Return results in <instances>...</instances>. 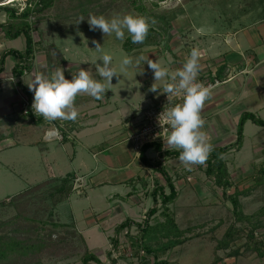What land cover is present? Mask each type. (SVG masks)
<instances>
[{
	"label": "rangeland",
	"instance_id": "obj_1",
	"mask_svg": "<svg viewBox=\"0 0 264 264\" xmlns=\"http://www.w3.org/2000/svg\"><path fill=\"white\" fill-rule=\"evenodd\" d=\"M185 1L186 0H166L164 3L159 4L158 8H153L150 2L145 3V5L148 10H153L157 16L162 15L165 11L171 13L175 12L177 14L176 20L184 18H186V20L191 19L194 21V26H202L205 29L213 27L215 30L227 28L229 26L227 25L229 24L228 22L232 20H235L234 26L238 28L242 25L259 22L264 16V0ZM100 7L104 9L100 15H104L107 18H111L113 15L117 14L121 16L132 14L146 17L148 21L151 22L153 16L149 11L144 14L136 11L131 4V0H105L101 3ZM77 12L79 11H75V13ZM69 13L73 12L64 11L61 12V16H66ZM45 20L47 21L38 26L42 34L40 36L37 33L34 34L35 41L41 39L43 44L47 42V44H45L46 46H44L45 48H50L51 43H56L57 47L62 50L60 51L69 56L71 62L79 65L78 67L84 70H88L93 78L101 79L96 72L95 66V63L102 66V61L100 60L101 53L95 50V45L93 44V41H96L103 47L104 52L112 55V66L115 67L119 73V77H113L112 85L109 86L110 89L105 94L106 99L107 93H109L110 97L107 107L113 111V115L102 116L101 120H98L96 123H94L93 120L84 119V124H81L80 130L77 132V137L80 133V139L87 136L89 130L91 131L92 129L91 136L88 135L87 139L85 141L83 140L84 143H90L88 139L98 137L100 131L95 132V129H119V125L127 117H131L133 113L134 106L129 105L130 103L138 104L137 98L143 99L144 97H151L156 94L149 91L151 85L155 81L154 73L148 68L147 63L143 64V62H141L139 67L133 64L129 66L126 71L121 72L120 62L124 56H131L133 61H135L136 57L141 55L148 56L149 59L161 64L162 67H166L170 74L173 73L170 68V59L172 56L171 58L170 55L166 57L163 50L160 51L158 56L154 57V53L148 49H143L132 55L127 54L121 47L123 40L129 35L126 30L125 38L119 40L115 37V34L105 36L100 30H84L86 27L83 26L82 21L76 24L78 21L76 17L58 21L56 16H49ZM176 20L171 23V26ZM2 21H6L5 14L3 13L0 14V22ZM63 28L67 29V31H64ZM172 29L173 28H171V32L173 31ZM60 35H62V37ZM167 39L168 38L165 36L164 42ZM0 44H2V46H0L1 54V52L4 51V46L8 49H23L24 40L23 38L12 41L5 40L3 33L0 32ZM89 47H92V49L90 50ZM65 49H67L66 52L63 51ZM69 49L79 53V57L73 55L74 53L72 54V52L69 53ZM7 65L10 67L11 61L8 62ZM141 71L143 74H141ZM47 72V70L43 71V73L49 75ZM65 78L70 80L72 75H66ZM165 82H171L170 76L166 77L164 81H157L156 84L158 87H163ZM222 89L223 88L219 91ZM158 91H160V89H157V92ZM78 96L76 99L80 98ZM104 100L101 101L102 104ZM223 103L222 101L218 102V104ZM225 104L228 103H224V105ZM103 107L104 105L102 108ZM151 109L152 106L149 109L145 108L141 115L139 114L140 118L137 120L143 121L142 119L145 113ZM240 109L246 110L244 106L237 107V110ZM259 115L260 117L258 116V118L264 120V112H260ZM19 118L20 119H17V125L10 121L3 122V128L7 129L9 127V129H12L23 123L28 124V120L31 119V116L22 114ZM239 120L240 118L238 119V123ZM108 123H110V125ZM6 124L8 126H5ZM246 124L242 148L239 151L235 149L231 150L223 156V159L227 163L229 178L232 183V187L229 188L228 193L229 195H233L235 192H246L247 195L240 194L241 211H243L244 215L251 216L258 213V211L264 207V185L259 187L255 181L259 170L264 164V127L256 126L251 122H247ZM226 125L228 127L229 123ZM237 129L238 125L236 129H229L223 133H214V138L209 140L213 146L212 151L214 148H222L234 144L237 141ZM0 130L2 131V129ZM51 133L57 135L56 131ZM51 133L50 136H52ZM58 137L60 138V136ZM2 141L0 140V147H2L0 151V221L7 220L15 215V210L11 206H8L9 200L16 198L24 192H27L33 186L46 180V174L48 173V167L45 166L46 161H44L43 158V161L41 159L39 160V154H37V152H32V150L28 148H22L21 150L11 149L10 147L14 146L15 142H18V139L12 140V142H14L13 145H6V143L1 145ZM77 144L78 142L75 143L76 148H78ZM91 146L93 145L91 144ZM16 153L18 155L17 157L14 156ZM82 153V160L88 165V170L89 168H96V161L92 159V155L90 156V151L84 148ZM147 155L153 156L154 152L149 150ZM80 160V158L77 159L75 163L76 167L80 164ZM159 163L167 169L169 174L173 177L175 187L179 192L178 199L168 207L170 215L173 216L177 225L176 228L172 229L170 232L174 235H176L177 229L184 232L183 236L180 237L183 243L175 248L167 249L161 256V260L168 261L169 264H264V258H260L256 253L247 251L243 248L240 249L239 256L231 257L230 253L237 251L245 244L247 240L246 237L237 238L227 250L216 249L217 241L223 239L232 224L236 223V217L233 214V205L231 201L223 196V191L218 189L214 182L205 175V164L193 166L192 170L188 171L179 161V158H171ZM88 170L82 169L81 173L86 174ZM151 175L153 179H150L145 185V189L149 187L151 191L149 192L150 196H152L153 183L155 181H160L162 185H165L159 174L151 172ZM78 181H80V183L82 182L81 179H78ZM94 181L95 179L93 177L92 182ZM94 189L93 192L91 184H89L87 191H91V197H95L94 202L99 203V199L104 193V190L100 191L98 184ZM109 191L111 190L109 189ZM166 191L169 193L168 188ZM80 192L81 190L78 193L75 192L76 194L74 193L69 200L63 201V203L55 206V208H52L53 205L50 204L49 207L51 209L46 212L44 216H41V221L36 222L34 225L35 229L33 228L37 235L39 234L41 237H45L54 243L59 239L68 240L71 241V243L75 242L71 251L78 248L79 253L77 256L68 260H56L55 258L50 259L49 257H45L43 261H41V264H82L81 256L84 253V242L81 240L78 241V239L74 241L73 236H71V232L73 231L72 227L76 229L78 227V235L89 230L87 229L88 224L86 223V218L91 217L93 212L91 211L89 202L87 203L86 200L83 202L82 197H79ZM104 204L106 206V203H103V206ZM96 206L93 207V210L94 208L100 209L99 206ZM113 206L116 207L114 204L110 205L111 208H113ZM152 207H154V205ZM158 208L159 213H157V216L154 219H150L151 224L154 226L156 223H164L167 220L166 215H162L163 208L160 204ZM138 212L143 215L141 210ZM95 215L97 216V213ZM39 217L40 214L37 216L38 220H40ZM259 219L263 222V227L259 229L257 233L264 235V216H259ZM140 220L143 226L146 220H143V218ZM94 223L95 225L93 226L96 228V222ZM246 225L247 223H237L235 227L236 229H240L242 226ZM94 230L95 229H93L92 232ZM128 230L132 231V234L129 235L130 243H136V239L137 241L140 240L142 234L138 228L134 227L133 230ZM95 233L97 238H89L87 236L88 232L83 236L87 244L85 247L99 255V252L102 251L103 256H100L104 264H111L113 260L112 252L114 249L110 243L111 239L108 241V238L113 235L112 231L106 232V237L99 230H96ZM172 240V236L170 238L163 237L162 239L158 238L155 242L150 244L153 249L160 248L162 250L167 247ZM94 241H96V244ZM134 243L131 245H134ZM125 249L128 250V247L126 246ZM129 250L130 251L123 253L122 256H119V261L121 263L123 261H128L131 264L154 263L153 257L150 258L151 260L147 261L148 257H146V255L143 256L136 247L132 246ZM108 252L111 257H109V254L107 256ZM143 257H145V261L141 263L140 259Z\"/></svg>",
	"mask_w": 264,
	"mask_h": 264
},
{
	"label": "crops",
	"instance_id": "obj_2",
	"mask_svg": "<svg viewBox=\"0 0 264 264\" xmlns=\"http://www.w3.org/2000/svg\"><path fill=\"white\" fill-rule=\"evenodd\" d=\"M193 22V20H186V18L176 20L171 26L173 28V31L170 32L171 37L164 42L165 44L143 49H148L154 53L153 57L158 56L161 50L165 52L166 57L170 55L171 58L172 56L170 68L173 73L182 67L192 48H197L200 51L201 71L198 81L205 85H218L213 89L212 97L205 102L204 109L201 112V116L205 120L202 131L208 134L209 140H212L214 133H223L229 129H236L238 119L242 114L252 113L260 117L259 113L264 112V16L259 22L242 25L238 28L234 26L235 20L229 21V24H227L229 26L223 30H215L213 27L205 29L202 26H194ZM0 23H3V21ZM60 36L62 37V35ZM45 44L47 42L43 45L46 46ZM51 45H54L61 54L64 60L62 66L48 67L49 56H52L53 59L54 57L56 58L55 50L52 49L49 53L48 48L44 47V49L36 53L32 72L24 75L20 80L13 79L12 67L14 59L12 58L9 59L11 61L10 67L7 65L10 62L8 60L5 71L0 75V129H2L0 133L4 136L1 145L5 141H8L6 145H13L14 142L12 140L18 139V142H15V145L10 147L11 149L21 150L22 148H28L32 152H37L39 160L43 158L46 161L45 166L48 167L47 179L44 181L64 179L69 175H74L75 185V182L81 179L79 197H82L83 202L85 200L87 203L89 202L93 215L86 218L87 229L89 230L85 229L86 232H82L80 236L87 246L83 237L87 232L89 238H97L96 230L101 231L105 237L106 232L112 231L113 235L108 238V241H110L115 236V228L118 225L127 220L132 223L141 224L140 219L147 220L146 213L153 208L154 201L152 196L149 195L151 191L149 187L145 189L146 183L150 179H153L151 175L153 171L143 166L140 155L135 151V146L129 139L132 134L139 131L141 121L137 119L140 118L144 109H149L152 105L156 104L164 96V93L160 89V91L151 97L137 98L138 104L128 103L134 106L131 117H127L119 125V129H95V132L100 131V133L98 137L88 139L90 143H84L83 140L85 141L88 135L91 136L92 129L91 131L89 130L87 136L81 139L79 138L81 133L77 137V132L80 130L81 124H84V119H90L96 123L98 120H101L102 116L113 115V111L107 107L110 97L109 93H107L103 104L101 101L94 100V98L87 94L79 95L78 97L80 98L75 100V107L79 113L75 121L57 119L48 122L43 118L42 122L38 123L29 119L28 124L23 123L12 129H9V127L4 129L2 123L6 121L17 125V119H20L19 117L23 114L25 101L32 105L34 93L29 90L27 83L30 82L35 72L47 70V74L50 75L56 68H63L64 75L68 76L76 75L81 68L78 67L79 65L71 62L69 56L66 53H62V50L57 47L56 43H51ZM3 48L4 50H8L5 46ZM89 49L91 50L92 47H89ZM66 50L63 51L66 52ZM68 52H72V54L74 53L73 55L79 57V53L73 52L71 49ZM48 53L49 55H47ZM221 72L223 76L220 79L218 76ZM19 81L22 85L21 88L17 85ZM221 88L223 89L219 91ZM221 101L228 104H218ZM103 105L107 108H102ZM240 106H244L246 110H237V107ZM40 118L42 117L36 118V120ZM227 123H229L228 127ZM108 124L110 125V123ZM5 126L8 125L6 124ZM55 131L61 139L57 135H54V133H51ZM50 133L52 136H50ZM76 142H78V148L75 147ZM84 148L90 151V156L92 155V159L96 161V168H89L88 170V165L82 160ZM1 149L2 147H0V151ZM150 150L154 152V155L148 156L146 153V157L149 160L152 162L156 160L158 162L166 161L165 159L159 161L155 151L153 149ZM14 156L17 157V153ZM78 158L81 160L79 161L80 164L76 167L75 163ZM82 169H86L88 172L82 174ZM93 177L96 182H92ZM89 184H91L93 192L97 184L100 187V191L104 190L99 203L94 202L95 197L92 198L91 191H87ZM103 203H106V206L105 204L103 206ZM92 204L93 207L97 205L100 209L94 208L93 210ZM111 204H114L116 207L113 206L111 208ZM140 210L144 216L139 214L140 212L138 211ZM96 213L97 216L95 215ZM94 222H96V228L93 226L95 225ZM147 223L149 226H154L151 224L150 219ZM144 224H146V221ZM93 229L95 230L92 232ZM133 229L134 227L131 228V230ZM76 230L79 233L78 227ZM131 232L127 229L120 234L119 248L115 252H112L115 264H131L128 261L121 263L119 256L130 251L129 248L131 249L132 246L139 249L143 256L145 255L141 248L138 247L137 239L136 243L133 242L134 245H131L133 244L132 242L130 243L129 239V235L132 234ZM94 242L96 244V241ZM126 246L128 250L125 249ZM89 251L91 250L89 249ZM91 252L96 256L98 255V259L104 264L101 259V256H103L102 251L99 252L101 256L96 252ZM108 254L109 252L107 256ZM151 257L149 256L147 261L151 260ZM144 258L140 259L141 263L145 261Z\"/></svg>",
	"mask_w": 264,
	"mask_h": 264
},
{
	"label": "trees",
	"instance_id": "obj_3",
	"mask_svg": "<svg viewBox=\"0 0 264 264\" xmlns=\"http://www.w3.org/2000/svg\"><path fill=\"white\" fill-rule=\"evenodd\" d=\"M24 1V2H23ZM8 2V0H0V14H5L6 21L0 23V32L3 33L5 40H16L18 38H24L25 47L23 50L8 49L4 50L0 54V75L5 71L7 61L12 58L14 59V65L12 67V76L16 80H20L24 75L32 72L36 53L41 49H44L42 40L35 41L34 34L37 33L39 36L42 32L39 30V24L45 22L47 17H54L59 20H67L71 17L85 18L82 21L84 30L89 31V25L87 18L89 14L100 15L104 10L101 8V3L105 0H23ZM166 0H131L133 8L139 13L151 12L152 20L156 21L155 24L149 22V32L147 38L143 44H133L130 35H128L122 42V49L129 55L136 52H140L143 48L160 46L164 43L166 38L171 37V23L177 19L175 12L165 11L162 15L157 16L153 10H148L145 3L150 2L153 8H158L159 4L164 3ZM192 0H186L189 2ZM23 2V3H21ZM24 5V6H22ZM73 12L66 16H61V12ZM75 11H79L75 13ZM67 18V19H64ZM151 20V21H152ZM57 21V20H56ZM82 26V25H80ZM79 26V27H80ZM64 31L67 29L63 28ZM52 49L55 50L54 59L49 56V68L54 66H62L64 60L61 57L58 49L51 45L48 48L50 53ZM48 53V55H49ZM223 76L221 72L218 76L220 79ZM18 87L21 88V82L17 83ZM24 114V110H23ZM28 115L31 116V121L42 122V118L35 115L33 111H30ZM247 122H251L256 126L264 127V120L258 118L252 113H244L241 115L238 129H237V141L229 146L222 148H214L210 152L207 161L205 162L204 173L208 179L214 182L215 186L223 191V196L231 201L233 205V214L236 217V223L232 224L231 228L226 232L223 239L217 241L216 249L227 250L230 245L242 237H246L247 240L241 248L237 251L230 253L232 256H239L240 249H246L256 253L260 258H264V235L258 234L257 231L261 229L262 221L259 216H264V207L258 211V213L246 216L241 211L240 194L247 195L246 192H235L233 195H229L228 190L232 187L230 182L227 163L223 159V156L231 150H240L244 142V126ZM4 139L3 135L0 134V140ZM153 149L157 154V159H178L179 151L174 149L164 150L162 145L159 143L145 145L140 153V160L144 167L159 174L165 185H162L160 181L153 183L152 199L154 201V207L147 212V220L145 225L139 223H132L131 221H125L115 228V236L111 239L112 248L115 252L119 248V236L122 232L132 227L139 229L142 234L140 240L137 241V245L146 257H153V264H169L168 261L161 260V256L167 249L175 248L180 246L183 241L180 237L183 236L184 232L177 229L176 235L170 231L176 228V222L168 209L169 205L174 203L178 197L179 192L177 191L174 179L169 174L168 170L165 169L158 161L152 162L146 157L148 150ZM258 176L255 178L257 186L261 187L264 185V164L259 170ZM74 175H69L64 179H52L50 181L42 182L36 186H33L27 192L17 196L14 199L9 200L8 206H11L15 210V215L7 220L0 221V264H41V261L45 257L64 259L68 260L77 256L78 248L72 250L75 242L59 239L56 243L51 240L41 237L34 232V225L36 222L41 221V216L48 212L51 208L50 204L55 208L58 204L69 199L74 194ZM169 189V193H166V189ZM46 193V194H45ZM57 204V205H56ZM163 208L162 215H166L167 220L164 223H156L155 226H149V219L153 218L159 213L158 206ZM40 214V220L37 216ZM51 214V213H49ZM237 223H247L246 226H242L240 229H236ZM64 226V225H63ZM34 228V229H33ZM73 236L78 241H83L82 237L78 235L75 227H72ZM237 235V237H236ZM169 245L162 250L153 249L150 243L155 242L158 238H170ZM111 257V255L109 254ZM82 264H102L98 257L89 251L84 244V253L81 256ZM111 264H115V259L112 260Z\"/></svg>",
	"mask_w": 264,
	"mask_h": 264
},
{
	"label": "clouds",
	"instance_id": "obj_4",
	"mask_svg": "<svg viewBox=\"0 0 264 264\" xmlns=\"http://www.w3.org/2000/svg\"><path fill=\"white\" fill-rule=\"evenodd\" d=\"M83 20L85 18L81 16L76 24ZM87 22L91 31L100 30L105 36L115 34L119 40L125 38L126 30L133 44H143L150 27L148 18L132 14H117L111 18L89 14ZM155 23L153 19L151 24ZM93 44L95 50L101 53L102 66L95 63L96 72L101 79L93 78L88 70L82 68L76 75H72L70 80L65 78L63 68H56L50 75L43 72L33 74L27 86L34 93L31 107L37 117H43L48 122L57 119L75 121L79 115L75 107L78 95L87 94L97 101L105 99L113 77H119V73L112 66V55L104 52L98 42L93 41ZM200 55L197 48H192L182 67L171 74L166 67H162L148 56L141 55L136 57L135 61L131 56H124L120 62L121 72L133 64L139 67L141 62L147 63L148 68L153 71L155 82L149 91L157 93V89H161L162 93L167 94L168 107H164L158 117L159 125L162 128L166 125L170 129L166 140L164 138V145L166 144L167 150L179 151V161L188 171H191L193 166L205 164L213 147L208 134L202 131L205 120L201 112L205 102L212 97L214 86H206L198 81L201 71ZM169 76L171 82H165L163 87L157 86V81H164ZM174 99H179L182 103L173 104Z\"/></svg>",
	"mask_w": 264,
	"mask_h": 264
},
{
	"label": "built area",
	"instance_id": "obj_5",
	"mask_svg": "<svg viewBox=\"0 0 264 264\" xmlns=\"http://www.w3.org/2000/svg\"><path fill=\"white\" fill-rule=\"evenodd\" d=\"M17 0H8V2H14ZM210 85V84H208ZM207 86V85H206ZM213 89L218 86L217 84H213ZM167 94L157 101L156 104L152 105V109L145 113L143 117V121H141V127L137 133H134L130 136V141L135 146V151L140 155L142 148L147 144L159 143L162 145L163 151L166 150V144L164 145V138L168 135L170 129L168 126H164L163 128L158 123L159 114L164 110V107H168L167 105ZM182 103L179 99H174L173 104ZM24 114H28L30 111H33L31 104L28 102H24L23 106ZM34 112V111H33ZM80 181H76L74 185V191L79 192L81 186L78 187ZM78 187V188H77Z\"/></svg>",
	"mask_w": 264,
	"mask_h": 264
},
{
	"label": "bare ground",
	"instance_id": "obj_6",
	"mask_svg": "<svg viewBox=\"0 0 264 264\" xmlns=\"http://www.w3.org/2000/svg\"><path fill=\"white\" fill-rule=\"evenodd\" d=\"M17 1H19V0H17Z\"/></svg>",
	"mask_w": 264,
	"mask_h": 264
}]
</instances>
